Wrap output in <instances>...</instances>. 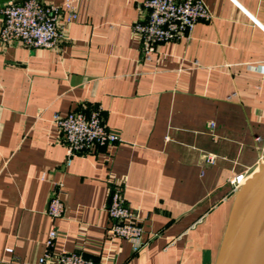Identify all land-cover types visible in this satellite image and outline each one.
<instances>
[{
	"label": "crops",
	"instance_id": "obj_1",
	"mask_svg": "<svg viewBox=\"0 0 264 264\" xmlns=\"http://www.w3.org/2000/svg\"><path fill=\"white\" fill-rule=\"evenodd\" d=\"M74 1L57 49L0 42V264H37L51 224L53 252L95 264H216L264 165V0H202L211 18L152 53L132 30L146 0ZM96 107L119 142L65 166L54 114ZM116 185L143 228L136 253L107 235Z\"/></svg>",
	"mask_w": 264,
	"mask_h": 264
},
{
	"label": "built area",
	"instance_id": "obj_2",
	"mask_svg": "<svg viewBox=\"0 0 264 264\" xmlns=\"http://www.w3.org/2000/svg\"><path fill=\"white\" fill-rule=\"evenodd\" d=\"M144 18L133 25L146 53L155 51L157 45L186 38L199 21H208L211 15L202 0H146L143 3ZM0 42L4 45L18 43L29 49H57L64 37V29L77 19L74 0H64L60 5L43 4L39 0L21 3L7 2L0 7ZM53 123L61 131L65 144V166L75 156L92 151L96 147L113 145L119 137L105 126L100 107L84 111H72L64 115L54 114ZM214 157L208 155L206 164H213ZM245 175L233 177L230 183L239 186ZM44 177H42L43 179ZM63 184L52 183L47 205L48 217L55 221L65 212L61 200ZM105 210L112 222L107 235L123 239L131 244L133 252H139L145 242L143 228L123 199L122 187L109 189ZM57 229L51 224L45 240V252L37 264H95L76 252H53ZM12 254V249H6ZM12 264H23L14 261Z\"/></svg>",
	"mask_w": 264,
	"mask_h": 264
},
{
	"label": "water",
	"instance_id": "obj_3",
	"mask_svg": "<svg viewBox=\"0 0 264 264\" xmlns=\"http://www.w3.org/2000/svg\"><path fill=\"white\" fill-rule=\"evenodd\" d=\"M216 264H264V167Z\"/></svg>",
	"mask_w": 264,
	"mask_h": 264
},
{
	"label": "bare ground",
	"instance_id": "obj_4",
	"mask_svg": "<svg viewBox=\"0 0 264 264\" xmlns=\"http://www.w3.org/2000/svg\"><path fill=\"white\" fill-rule=\"evenodd\" d=\"M263 167H264V165H263L261 168L258 169V172H257L258 175H259V173H260V171L262 170ZM257 177H258V176H257ZM257 177L255 178V183H254V184L252 185V187H251V192L253 191V189H254V187H255V184H256V182H257ZM249 196H250V194H249ZM249 196H248L247 200L249 199ZM247 200H246V202H247ZM246 202L244 203V205H243V207H242L241 214H242V211H243V209H244V207H245ZM241 214L239 215V218H240ZM239 218H238V220H239ZM238 220H237V221H238Z\"/></svg>",
	"mask_w": 264,
	"mask_h": 264
}]
</instances>
